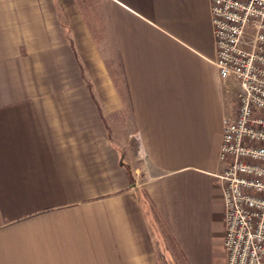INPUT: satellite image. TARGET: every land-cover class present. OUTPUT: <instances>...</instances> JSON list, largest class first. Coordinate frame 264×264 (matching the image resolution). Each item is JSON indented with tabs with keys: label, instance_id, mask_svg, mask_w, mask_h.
<instances>
[{
	"label": "crops",
	"instance_id": "0c3cea01",
	"mask_svg": "<svg viewBox=\"0 0 264 264\" xmlns=\"http://www.w3.org/2000/svg\"><path fill=\"white\" fill-rule=\"evenodd\" d=\"M215 60L210 0H0V264H225Z\"/></svg>",
	"mask_w": 264,
	"mask_h": 264
},
{
	"label": "built area",
	"instance_id": "2783aa9c",
	"mask_svg": "<svg viewBox=\"0 0 264 264\" xmlns=\"http://www.w3.org/2000/svg\"><path fill=\"white\" fill-rule=\"evenodd\" d=\"M215 66L236 86L218 159L225 264H264V0H210Z\"/></svg>",
	"mask_w": 264,
	"mask_h": 264
},
{
	"label": "rangeland",
	"instance_id": "374dc122",
	"mask_svg": "<svg viewBox=\"0 0 264 264\" xmlns=\"http://www.w3.org/2000/svg\"><path fill=\"white\" fill-rule=\"evenodd\" d=\"M134 147L136 148V145H134ZM134 148V149H135ZM136 153H137V151H136ZM135 153V154H136ZM136 162H137V164L138 165H141V164H143L144 162H143V159L142 158H139V157H137V159H136ZM138 178H137V181L140 183V182H142V180H143V175L140 173V174H138V176H137ZM160 227H158L159 229H156V230H158L161 234H163V233H166V231L163 229V227L161 226V225H159ZM158 231H156V232H158ZM165 238V237H164ZM166 239V238H165ZM163 240L164 242H163V245L161 246V249L162 250H168L167 248H170V244H169V247H167V245H166V242L167 243H169L168 242V240L166 239V240ZM223 239V238H222ZM165 243V244H164ZM218 251H223V249H221V248H219V247H217L216 249H215V252H217L218 253ZM163 263L164 264H168V263H165L164 261H163ZM171 264V263H170ZM178 264V263H177ZM179 264H183V263H179Z\"/></svg>",
	"mask_w": 264,
	"mask_h": 264
}]
</instances>
